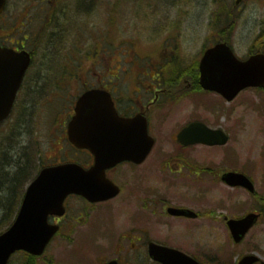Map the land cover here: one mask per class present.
Listing matches in <instances>:
<instances>
[{
    "label": "rangeland",
    "instance_id": "1",
    "mask_svg": "<svg viewBox=\"0 0 264 264\" xmlns=\"http://www.w3.org/2000/svg\"><path fill=\"white\" fill-rule=\"evenodd\" d=\"M73 4L76 0H68ZM81 10L73 9L64 15L46 16L47 9L55 0H8L4 15L0 18L1 43L13 40L24 41L28 37V48L34 51L33 71L22 86L12 115L0 124V232L14 220L13 198L23 194L27 184L40 169L66 156L69 152L65 127L73 114L78 96L96 80L93 63L112 49L111 61L142 63L162 60L166 52L161 43L171 36L169 46L179 44L188 56L197 51L208 31L223 29V36L230 37V43L240 57H246L250 50L264 49V0H242L235 8V0H82ZM51 6V7H52ZM161 34L153 32L154 29ZM166 31V32H164ZM153 33V34H152ZM98 42V44H97ZM84 63V81L76 84L77 67ZM96 71L97 67H96ZM69 79V80H68ZM208 100V97H207ZM210 102H220L211 97ZM198 114L211 123L223 124L231 141L222 150L207 149L213 156L212 167L240 169L243 163L225 162L226 155L245 154L249 159L259 158L264 163V91H247L234 102L223 99V110L211 109L207 102ZM189 101L174 107L176 114L187 116ZM196 107V104L194 105ZM174 128H165L161 133L162 145L151 158L166 159L173 153ZM254 135L253 143L246 146L245 136ZM62 148V149H61ZM68 149V150H67ZM200 152L202 150H198ZM238 158V157H237ZM169 171V170H166ZM157 169L148 171L155 177ZM165 176L169 172L163 173ZM251 174L258 190V203L241 190L230 189L223 183L212 184L209 205L214 215L195 223L162 218V227L150 226L149 233L158 241H169L202 256L205 264H236L246 253L256 252L264 259V215L262 220L239 244L234 243L224 217L240 216L255 206L264 209V171ZM173 175V174H171ZM26 176V177H24ZM164 193L179 202L199 209L208 210L194 197L196 190L190 181L168 176ZM149 184V182H148ZM155 185V183H152ZM211 185V183H210ZM203 188L204 184H199ZM12 189V190H11ZM19 195V196H20ZM223 196V221L219 218ZM22 197V196H21ZM239 200V201H238ZM3 203V204H2ZM21 204V200L19 201ZM78 211H84L75 202ZM19 207V205H18ZM91 209L82 219V226L67 225L46 250L34 260V264H102L113 254V242L125 230H117L105 208L94 215ZM123 218L119 219L121 221ZM200 221V222H199ZM115 232V235H112ZM68 234V238L66 235ZM70 238V239H69ZM84 239V241H83ZM103 241V255L97 249V242ZM118 243V241H117ZM28 254L16 253L10 264H23Z\"/></svg>",
    "mask_w": 264,
    "mask_h": 264
},
{
    "label": "flooded vegetation",
    "instance_id": "2",
    "mask_svg": "<svg viewBox=\"0 0 264 264\" xmlns=\"http://www.w3.org/2000/svg\"><path fill=\"white\" fill-rule=\"evenodd\" d=\"M55 2L54 6L50 3L46 16L64 15V13H68L73 9L81 10V6L83 5L82 0H76L74 4L73 1L69 3L68 0H55ZM153 32L161 34L160 30H154ZM2 37L0 36V45H7L16 50L27 48L33 57L34 51L30 50L27 46L28 37L25 36L24 38L26 43L24 41L13 40L9 44L1 43ZM170 38L171 36H167L161 45L165 49H170L171 52H166L162 60L160 59L158 62L153 61L152 55H149V61L140 64L120 62V65L117 66L116 63L111 61L114 53H112V49L109 47L108 52L106 50V54L102 56L98 55L96 63H93L96 80L92 86L97 89L106 90L111 94L117 111L122 118L135 119V123L130 125L134 130L133 138H135V141L138 142L142 139L139 134H141V130L145 125L148 126L150 135L155 139V146L151 154L142 162L123 160L105 170V175L109 180L108 184L112 188V191H118L117 195L107 200L90 202L82 195L70 194L64 202V214L50 215L49 217L51 223L59 225L60 233L67 228V225L71 226L72 229L75 225H85L87 221L85 214L91 209L93 210L92 214L96 215L100 208H105L110 217L116 218L112 222L115 225L116 236L119 235L117 233L119 229L126 232H122L119 235L118 243L117 241H110L114 244L112 249L113 254L111 257L103 260L102 264H108L110 261H117L119 264H163L150 256L149 244L151 241L183 250L204 263L202 256L198 253H191L185 250V248L172 244L169 241H158L148 230L150 226H164L165 223L162 218L165 217L195 223L198 220L206 219L207 215L212 216L213 210L209 202L211 201L210 194L212 193V188L215 187V185H212L213 183H219L222 187L224 183L230 189L244 191L254 203L259 204L256 182L251 174L255 170L259 172L261 168L264 171V163L261 160L259 162V158L249 159L248 156L242 153L241 155H226L225 162H237L243 163V165L240 169H225L223 168L222 155V165L216 168L211 166V163L214 162L213 156H208L205 153L207 149L219 148L223 154V144L208 145L198 142L186 145L179 139L180 132L188 126L192 128L190 140L199 138V132L202 129L207 131V127L220 129L223 132V124L218 125L216 122L213 124L205 116L198 114L199 108L207 105L202 102H207L211 109H218L220 111L221 108L223 110V95L217 91L205 89L201 84L202 57L207 49L212 48L218 42H223V29L208 31L203 37L204 39L198 50L191 53L190 56L182 51V46L180 49L179 44L174 47L169 46ZM78 64H80V67L76 68L78 70L75 79L76 84H80L82 82L81 79L84 81L85 76L83 71L85 64ZM32 65L33 62H31L30 67L26 71L22 86L25 84L28 75L33 71ZM96 67L98 71H96ZM249 89L251 92H255V89ZM211 97L217 99L220 105L215 106V103L210 102L209 99ZM185 101L191 103L189 104L187 116L176 114L174 107ZM195 104L196 107H194ZM68 123L65 127V132L67 136L66 140L69 143L67 144L69 152H66L65 158H59L51 164L77 162L85 168H89L95 163V156L90 150L78 148L69 141ZM169 127L174 128L173 141L171 142L174 143L173 153L166 159L151 158L157 149L156 155L158 154L163 144L161 133L165 128ZM227 134L229 135L228 132ZM243 138L247 139L245 142L247 146L253 143L254 135ZM200 149L202 150L200 152L201 156H198V150ZM152 169H157L158 173L155 177L152 175L148 177V171ZM164 172H169L170 174L165 176ZM228 172L245 174L252 182L254 190H249L244 186H229L224 180V176ZM171 174L183 180H189L190 184L184 186L183 189H187L192 185L196 192L191 197H194L197 203H201L208 210L202 212L199 209L191 207L189 206L190 204L186 203V199L181 202L171 200L164 193L163 188L165 183L170 182L168 176L173 177ZM152 183H155V185ZM201 183L204 184L203 188L199 187ZM75 202L81 204L84 211H78ZM171 208L179 209L183 214H173L169 211ZM220 209L222 214L219 215V218L223 221V196ZM252 212L263 213L257 205L240 216L230 217L226 215L224 221L228 227L230 219L242 218ZM83 218H85L84 223H82ZM121 218L123 219L119 221ZM64 235H66V238L69 236L65 233ZM112 235H115V232ZM103 244H105L103 241L97 242V249H99L98 252L101 255L105 251L102 247Z\"/></svg>",
    "mask_w": 264,
    "mask_h": 264
},
{
    "label": "water",
    "instance_id": "3",
    "mask_svg": "<svg viewBox=\"0 0 264 264\" xmlns=\"http://www.w3.org/2000/svg\"><path fill=\"white\" fill-rule=\"evenodd\" d=\"M6 2L0 0V14ZM30 61L31 56L26 50L18 52L0 46V123L12 112ZM201 71L202 85L223 93L231 101L248 86H264V54L241 60L223 42L206 52ZM75 112L68 127L69 138L79 148L90 149L95 155V164L86 169L77 163H62L40 171L28 185L14 222L0 234V264H9L17 251L42 255L59 230V226L51 224L48 218L51 214L64 213V201L69 194L83 195L91 202L112 198L118 191H112L109 186L105 177L106 168L127 159L140 162L154 146V139L150 137L146 126L139 134L142 139L135 141L134 130L130 127L135 119L119 117L109 92L98 89L86 91L78 99ZM191 130V127H187L179 134L186 144L202 141L211 145H224L229 139L224 131L202 129L199 138L190 140ZM224 180L231 185H242L254 190L252 182L244 174L228 172ZM169 211L183 214L179 209L171 208ZM258 218V213H250L241 219L228 221L236 242L243 239ZM149 251L154 259L164 264H200L183 252L155 242L150 243ZM259 260V256L248 254L238 264H254ZM109 264L118 263L112 261ZM261 264H264V260Z\"/></svg>",
    "mask_w": 264,
    "mask_h": 264
},
{
    "label": "trees",
    "instance_id": "4",
    "mask_svg": "<svg viewBox=\"0 0 264 264\" xmlns=\"http://www.w3.org/2000/svg\"><path fill=\"white\" fill-rule=\"evenodd\" d=\"M138 1H143V0H138ZM229 28H230V25H229V26L226 25V26L223 27V29H229ZM24 177H26V176H24ZM11 190H12V189H11ZM19 195H20V193H19ZM19 195L17 194V195H15L14 198H13V205H15L14 210L18 208L19 201L21 200L22 192H21V195H20V196H19ZM2 204H3V203H2ZM16 207H17V208H16ZM27 257H28V260L25 261V263H23V264H34V260H36V258L33 257V256H30V255H27Z\"/></svg>",
    "mask_w": 264,
    "mask_h": 264
}]
</instances>
